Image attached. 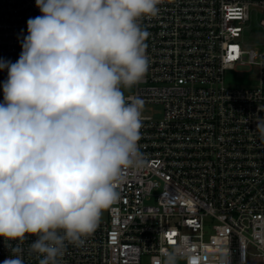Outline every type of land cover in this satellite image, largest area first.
Segmentation results:
<instances>
[{"label": "built area", "instance_id": "obj_1", "mask_svg": "<svg viewBox=\"0 0 264 264\" xmlns=\"http://www.w3.org/2000/svg\"><path fill=\"white\" fill-rule=\"evenodd\" d=\"M158 7L140 21L148 71L124 95L161 105L163 117L142 115L143 167L125 172L119 200L82 244L67 245L61 264H155L178 244L189 253L180 264H214L223 249L230 264H264V142L252 121L264 116V51L247 49L243 36L264 0ZM40 14L35 0H0V58L18 60L27 21ZM246 66L258 67L256 86L226 84L228 72ZM6 78L0 70V102ZM30 242L24 264H38ZM9 255L0 237V264Z\"/></svg>", "mask_w": 264, "mask_h": 264}, {"label": "clouds", "instance_id": "obj_2", "mask_svg": "<svg viewBox=\"0 0 264 264\" xmlns=\"http://www.w3.org/2000/svg\"><path fill=\"white\" fill-rule=\"evenodd\" d=\"M162 0H35L0 102V237L24 264L25 241L38 264H61L119 200L125 172L140 169L142 110L124 90L149 68L148 33ZM264 142V116L253 115ZM35 237V239H32ZM189 259L181 245L162 248L155 264ZM214 264H230L227 249Z\"/></svg>", "mask_w": 264, "mask_h": 264}, {"label": "rangeland", "instance_id": "obj_3", "mask_svg": "<svg viewBox=\"0 0 264 264\" xmlns=\"http://www.w3.org/2000/svg\"><path fill=\"white\" fill-rule=\"evenodd\" d=\"M263 19L264 13L260 9L252 10L251 19L244 27L243 33L247 49L264 51V28L261 26ZM225 81L230 86H256L259 82V69L256 66L238 67L227 73ZM142 115L161 119L163 107L158 104H146L143 106Z\"/></svg>", "mask_w": 264, "mask_h": 264}]
</instances>
